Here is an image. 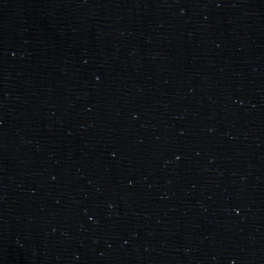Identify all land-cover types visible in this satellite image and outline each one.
<instances>
[{"label":"water","instance_id":"1","mask_svg":"<svg viewBox=\"0 0 264 264\" xmlns=\"http://www.w3.org/2000/svg\"><path fill=\"white\" fill-rule=\"evenodd\" d=\"M0 264H264V0H0Z\"/></svg>","mask_w":264,"mask_h":264}]
</instances>
